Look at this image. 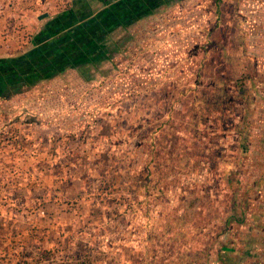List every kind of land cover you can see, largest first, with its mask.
I'll list each match as a JSON object with an SVG mask.
<instances>
[{
  "label": "rangeland",
  "instance_id": "obj_1",
  "mask_svg": "<svg viewBox=\"0 0 264 264\" xmlns=\"http://www.w3.org/2000/svg\"><path fill=\"white\" fill-rule=\"evenodd\" d=\"M105 1L14 0L0 36L30 50ZM165 1L98 66L0 96V264H205L218 246L234 205L216 176L232 148L221 118L264 53V0ZM252 228L264 264V221Z\"/></svg>",
  "mask_w": 264,
  "mask_h": 264
},
{
  "label": "crops",
  "instance_id": "obj_2",
  "mask_svg": "<svg viewBox=\"0 0 264 264\" xmlns=\"http://www.w3.org/2000/svg\"><path fill=\"white\" fill-rule=\"evenodd\" d=\"M13 15L16 21L17 18L19 20V16H25L23 11ZM7 17L8 15L0 20V24L7 26L10 23L7 27L11 28L15 21L8 22ZM0 37V60L22 57L36 46L25 50L23 49L25 45L12 46L9 41H6V37ZM256 55L255 60L250 57L256 73H252L253 76L249 75L250 85L245 88L247 90L234 88L233 95H230L227 98L228 102L224 104L226 110H223L225 115L221 121L225 120L227 128L229 127L224 140L226 139L232 148L227 150L229 145L227 148L223 147L215 158L222 161L224 157L223 161H225V164L221 162L216 176L219 177L218 183L222 190L227 192L233 190L234 205L222 219L225 225V228H222V237L218 238V246L213 252L205 254L207 256L205 264H250L252 257L259 256L257 251L259 248L255 249L252 246V241L256 237L255 230L252 231V224L260 220L264 221V214L260 213V211L264 213V70L262 69L264 53H256ZM220 124V120L216 121V125ZM216 127L218 130V126ZM234 135H236L235 138ZM226 164L228 171L225 169ZM216 165L218 166L219 163ZM223 204L222 202L221 207ZM256 209H259L258 212H255ZM237 225H248L249 228L242 230ZM247 229L248 235L245 238L248 240L249 251L240 246Z\"/></svg>",
  "mask_w": 264,
  "mask_h": 264
},
{
  "label": "trees",
  "instance_id": "obj_3",
  "mask_svg": "<svg viewBox=\"0 0 264 264\" xmlns=\"http://www.w3.org/2000/svg\"><path fill=\"white\" fill-rule=\"evenodd\" d=\"M165 0L105 1L89 17L69 10L49 22L34 40L35 48L22 57L0 60V96L34 85L69 68L98 66L111 53L108 40L120 27H129L165 4Z\"/></svg>",
  "mask_w": 264,
  "mask_h": 264
},
{
  "label": "built area",
  "instance_id": "obj_4",
  "mask_svg": "<svg viewBox=\"0 0 264 264\" xmlns=\"http://www.w3.org/2000/svg\"><path fill=\"white\" fill-rule=\"evenodd\" d=\"M14 0H5L3 3L0 4V18L3 17L7 10L14 7Z\"/></svg>",
  "mask_w": 264,
  "mask_h": 264
}]
</instances>
